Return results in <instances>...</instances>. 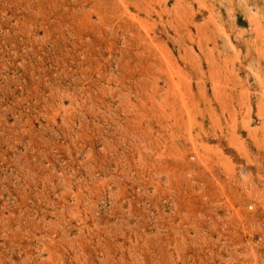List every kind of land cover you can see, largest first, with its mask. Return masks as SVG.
<instances>
[{"label": "rangeland", "instance_id": "rangeland-1", "mask_svg": "<svg viewBox=\"0 0 264 264\" xmlns=\"http://www.w3.org/2000/svg\"><path fill=\"white\" fill-rule=\"evenodd\" d=\"M0 264H264V0H0Z\"/></svg>", "mask_w": 264, "mask_h": 264}]
</instances>
